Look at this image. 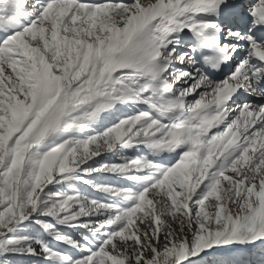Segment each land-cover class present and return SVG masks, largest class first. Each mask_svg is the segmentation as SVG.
<instances>
[{
  "label": "snow or ice",
  "instance_id": "6c2138e0",
  "mask_svg": "<svg viewBox=\"0 0 264 264\" xmlns=\"http://www.w3.org/2000/svg\"><path fill=\"white\" fill-rule=\"evenodd\" d=\"M0 264H264V0H0Z\"/></svg>",
  "mask_w": 264,
  "mask_h": 264
}]
</instances>
